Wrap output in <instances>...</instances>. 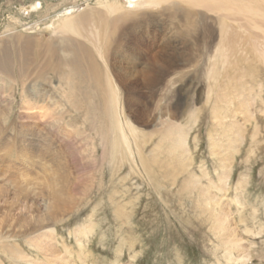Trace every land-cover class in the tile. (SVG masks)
Masks as SVG:
<instances>
[{"label":"rangeland","instance_id":"obj_1","mask_svg":"<svg viewBox=\"0 0 264 264\" xmlns=\"http://www.w3.org/2000/svg\"><path fill=\"white\" fill-rule=\"evenodd\" d=\"M33 1L41 2V10L45 8L43 0H0V34L13 27L10 19L15 15L28 25L40 21L37 11L21 13ZM86 1L94 5L96 0H52L59 6L57 12L72 2L80 10ZM256 1L214 0L213 6L229 4L237 9L244 4L254 6ZM202 9L183 1L174 6L164 1L131 10L117 22H105L101 25L102 58L81 37L88 47L79 53L80 65H72L70 81L48 74L53 65L51 52L42 55L45 60L41 64L38 49L33 51L32 61L25 67V86L35 87L37 98H41L38 104H50L57 123L49 117L42 122L28 118L21 106L20 87L0 82V112H4V122L0 123V188L5 190L0 196V222L20 218L22 199L14 211L4 213L13 193L24 192L28 201L42 210L44 200L60 184L67 216L53 225L50 244L58 257H52V264H264V64L249 56L248 45L236 41L244 32L237 22L228 20L233 36L227 41V60L218 62L215 79L207 78L202 68L204 53H214L220 36L219 31L210 34L205 29ZM236 9L210 14L214 19L230 13L241 20L245 14ZM55 13L51 11V15ZM43 36L47 39L49 33L45 31ZM88 68L96 69L93 75ZM108 79L117 89L121 120L130 121L140 131L138 144L146 154V165L134 143V161L122 159L112 154L114 133L105 131L107 139L101 135L98 126L104 121L101 103ZM227 81L226 91H242L229 109L237 107L239 99L251 98L252 117L245 122L241 113L234 116L236 124L243 123L242 142L232 158L230 177L220 190L223 154L212 153L209 133L214 130L211 109L221 93L218 86ZM47 95L52 96L50 103ZM103 113L106 120V111ZM192 118L196 122L187 141L189 167L179 172L166 152V143L159 149L155 144L164 134L166 121L184 125ZM19 127L34 134L28 138L29 148L36 149L34 165L21 160L23 145L15 131ZM218 129L221 137L230 133ZM7 149L13 152L10 159L5 157ZM20 172L22 177L17 175ZM192 173L199 178V188L215 196L211 211L195 201L197 193L187 184ZM223 210L228 219L218 232L214 216ZM83 223L91 225V231L81 247L73 231ZM231 237L238 240V247L231 248L228 256L225 243ZM14 244L31 257L48 256L22 236L3 238L0 234V264H32L6 255L4 246Z\"/></svg>","mask_w":264,"mask_h":264},{"label":"bare ground","instance_id":"obj_2","mask_svg":"<svg viewBox=\"0 0 264 264\" xmlns=\"http://www.w3.org/2000/svg\"><path fill=\"white\" fill-rule=\"evenodd\" d=\"M43 1L46 4L44 9L41 10L40 1H33L29 6H27V8L22 9L21 12L23 13L24 11H26V14H29L30 12L37 11L39 17L41 16L40 21L36 20L32 24L28 25L24 22L22 23L20 19H18V17L15 15L10 19V23L11 25H13V27L8 28L2 34H0V82H7V84H9V87H20L21 104H23L21 106L23 108V111L28 115V118L30 119H36L39 121L41 120L42 122L43 119L49 117V120H51V122L57 123L58 121V118H54V116H51L54 109L50 106V104L49 106L44 105V103L38 104V101L41 98H37V90L35 89V87L27 88L25 86L26 79L28 77L25 71V67L26 64L32 61V52H35V50L38 49L40 59L42 58V55L46 56L47 54H49V52H51L53 65L48 74L50 75V73H53V75H56L60 80L63 79L66 81H70L69 77L73 70L72 65H80L79 53L82 50L85 51L88 47L87 44L81 42L80 38H85V41L92 45V48L95 50V52L99 55V57L102 58L103 46L101 44L102 41H100L101 25H103L105 22L108 23L109 21L117 22L125 17L131 10L137 9L138 7L144 5L155 6L165 1L166 3L174 6L183 1L191 5L192 7L199 6L203 8L202 10H200L201 12H199L202 16H205L206 21L205 24H203L205 26V29L210 34L219 31L220 36L219 40L216 42L214 53H209V51L207 50L204 53V57L206 58V60L205 65L203 64L202 68L207 78L212 77L213 79H215L218 62L220 61V63L224 64V60H227V50L230 45L227 44V41L229 39V36H233L230 31V28H232V26L229 25V23L227 22L228 20L237 22V27L239 28V30L242 29L241 31L244 32V34L239 36L236 41H238L242 45H248L247 51L249 53V56L254 57L257 61L264 64V0H257L254 6H251L250 4H244L237 9L236 7H232L229 4H224L222 8H218L216 6H213L214 0H179V2L175 0H96L94 5H90L86 1L85 6L80 10H78L77 8L78 5L72 2L71 4L67 5V7L59 10L58 12L57 7L59 6L52 2V0ZM51 7L52 10H50ZM226 9H236L237 13H243L245 15L241 20H239L234 17V14L230 13H221L219 16L214 17V19L210 14V12L217 13L219 10ZM45 10H49V12L46 11L45 13ZM51 11H56L55 15H51ZM40 23H42L43 26H41ZM15 25L17 27H15ZM45 31L49 33L47 39H45L43 36ZM206 47L210 48L209 46ZM240 51H243L242 47L240 48ZM43 60L45 59L42 58L41 64L44 63ZM89 63L92 64L91 61ZM90 68H88L87 70L89 73L93 72V70L95 69ZM76 70L74 72H76ZM228 81L224 84L223 87L218 86V88L221 90V93L216 95V99L213 101L211 109V120L214 130H212L213 132L211 131L209 133V143L212 153L214 155H219L221 153L223 154V157L220 159L219 165L221 168V173L218 176V183H220V186H217V188H219L220 190L222 188V185L225 184L230 177L232 158L234 156V153L237 151L238 143L242 142L244 131L243 123L239 122L238 124H236L234 116L237 113H241L242 115H244L243 121L245 122L249 121V119L252 117V112L249 109V106L251 105L249 103V100L251 98L249 100L241 98L244 101L239 99V105L237 107H232V109H229L228 105L234 102L233 99L240 98L242 96V91L238 92L237 89L226 91L225 89H228ZM105 87L106 90H103V92L106 97L105 100L102 101L101 105H104L102 109L106 111L108 120L107 118L106 120L105 118H103V116L105 117V113H103L104 111L102 110V115L104 114L102 116V119H104V121H102L100 126H98L99 130H101V135L107 139L108 136L106 135L105 131L114 133L113 141L111 142V149H113L112 154H119L122 159L130 157L132 161H134L133 151L131 148V143H134L137 148L136 152L140 157L142 164L146 165V158L144 156L146 154L143 155L142 147L138 144V139L140 138L138 135L140 131L130 121L126 120L125 122H123L121 120L118 108L119 101L117 98V89H114L113 84H111L109 79ZM210 90L211 89L208 88V94ZM47 96L50 103L52 96ZM236 101L238 102L237 99ZM85 109H87L86 106ZM80 117L82 119L83 116ZM94 118H96V116ZM98 119H96L95 121H97ZM190 121V123L184 125L178 124L177 121H166L165 124L167 125L164 127V134L155 144L156 148L159 149L162 147V145H164V142L166 143V152L168 156L171 157V161L175 160V164L180 169L179 172L187 171V167H189L190 157L188 155L189 146L187 144V141L190 130L191 128H193L192 126H194L193 124L196 122L195 118H192ZM1 122H4V112H0V123ZM218 128H225V131L230 133L224 134L221 137V131ZM15 131L18 133L17 135H19L20 142L23 145L20 155L21 160L24 163L34 165L37 156L35 154L36 149H30L28 142V138L32 137L34 134H32L30 132V129L28 128H21L20 130ZM28 150H30V153ZM12 156L13 152L7 149L5 157L10 159ZM121 158L119 159L122 160ZM17 175L22 177L23 173L20 172ZM10 183H13L12 179ZM187 184L191 186L192 190H195V192L197 193L195 196V201H197V203L200 206L204 207L206 210L209 208V211H211L210 205L211 202L215 200V196L212 195L210 191H208L204 187L199 188V178L193 173L190 174V178H188ZM209 184L212 185L211 182ZM3 192H5V190L0 188V196L3 195ZM13 194V201L10 204L5 205L8 206L5 207L6 210H4V213L6 215H8L9 212L14 211L15 208L13 207L18 206L17 204L19 203V201L21 202V199L22 201H25H23V204L21 202L22 208L20 209V211H18L20 212V218L15 221L11 220L0 222L1 237L7 238L10 236H22L28 242V244H33L36 250L42 251L45 255L47 254L48 256L45 257V259L31 257V255L22 252L17 244L5 245L4 251L6 255H8L9 257H13V259L15 260L22 258L28 263L32 264H52V257H58V254L53 250V245V248H51L50 244V242H52L54 238L53 225L56 222L62 221L67 216V206L66 200L64 198L65 196L63 188L59 184L56 189H52L49 198L44 200V206L41 205L43 207L42 210H40V208L38 207L39 205L37 206L34 201H28V195L24 194V192H17ZM121 209L123 212V208H118L119 213L121 212ZM8 218L10 219L11 217L8 216ZM227 219L228 213L225 210L221 211L218 217L214 216L215 230H217L218 232L222 231L223 224L227 221ZM90 231L91 225L86 223L79 224L74 228V236L76 237L78 244L81 247L83 245V239L87 237V235H89ZM237 242V239L231 237L225 243L229 246L227 247L226 252L228 256L231 255V248L238 247ZM64 250L67 251V247L65 245ZM45 251H47V253Z\"/></svg>","mask_w":264,"mask_h":264}]
</instances>
